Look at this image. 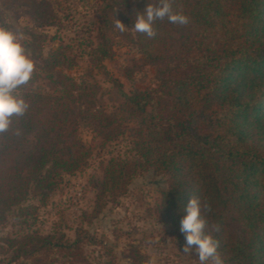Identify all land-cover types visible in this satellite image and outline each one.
Segmentation results:
<instances>
[{
    "label": "trees",
    "instance_id": "1",
    "mask_svg": "<svg viewBox=\"0 0 264 264\" xmlns=\"http://www.w3.org/2000/svg\"><path fill=\"white\" fill-rule=\"evenodd\" d=\"M99 1L104 30L92 52L94 66L115 56L108 37L115 20L134 27L136 13L159 2ZM169 2L188 17L187 24L157 20L153 37L119 29L138 47V63L156 68L159 95L120 91L122 106L135 122L137 158L110 159L103 167V191L116 199L125 195L138 169L166 175L159 213L172 235L184 241L179 221L188 200L197 197L207 205L205 232L218 242L222 264H264V0ZM0 4L24 9L42 27L57 24L49 0ZM1 21L0 16L3 26ZM46 39L31 32L22 42L35 70L16 90L27 111L14 115L0 132V223L16 208L24 212L23 203L51 190L63 173L74 175L89 166L91 150L80 135L83 120L97 135L114 138L116 120L92 103L85 107L82 98L91 95L65 73L75 64L68 47L60 43L46 57ZM56 254L77 262L80 239L37 232L0 238V264L20 259L53 264Z\"/></svg>",
    "mask_w": 264,
    "mask_h": 264
},
{
    "label": "rangeland",
    "instance_id": "2",
    "mask_svg": "<svg viewBox=\"0 0 264 264\" xmlns=\"http://www.w3.org/2000/svg\"><path fill=\"white\" fill-rule=\"evenodd\" d=\"M57 14V24L42 27L24 9H8L0 4L3 27L18 35L21 43L29 33L47 37L44 56L64 43L75 64L65 73L76 79L84 106L92 103L114 118L113 139L99 136L92 124L83 120L80 135L91 150L89 166L74 175L63 173L51 190L31 195L21 208L9 213L0 223V238L19 239L29 233L80 239L82 258L75 262L62 254L53 255V264H200L194 250L183 251L185 241L172 235L163 223L159 205L168 177L152 170H137L127 193L117 199L102 187L103 167L110 159L136 160L131 127L135 124L122 106L121 90L131 95L136 90L159 95L156 68L142 65L138 47L114 27L108 31L115 56L94 66L92 54L104 30L99 0H49ZM127 33L136 35L131 26ZM59 39L54 41L53 37ZM98 64V63H97ZM85 88V89H84ZM18 95V92L16 91ZM91 101V102H90ZM137 255V257H136ZM10 257V255H9ZM12 264H35L20 259ZM206 264H213L210 259Z\"/></svg>",
    "mask_w": 264,
    "mask_h": 264
},
{
    "label": "clouds",
    "instance_id": "3",
    "mask_svg": "<svg viewBox=\"0 0 264 264\" xmlns=\"http://www.w3.org/2000/svg\"><path fill=\"white\" fill-rule=\"evenodd\" d=\"M164 18L173 24L188 23V17L175 11L169 0H159L158 3H148L142 12L136 13L133 28L153 37L156 34L155 22ZM115 27L121 31L125 29L119 20H115ZM34 70V61L18 35L0 26V132L10 127L14 115L21 116L27 111L28 104L16 94V90L30 81ZM206 207L197 197H191L184 206V214L179 221V231L185 241L183 251L194 250L200 264H206L210 259L213 264H222L217 251L218 242L205 232L206 220L202 210Z\"/></svg>",
    "mask_w": 264,
    "mask_h": 264
}]
</instances>
